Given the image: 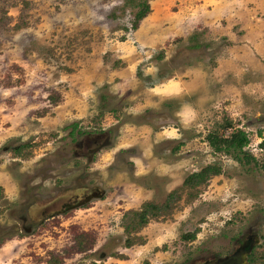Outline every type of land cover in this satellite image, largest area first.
I'll return each mask as SVG.
<instances>
[{
  "label": "rangeland",
  "instance_id": "374dc122",
  "mask_svg": "<svg viewBox=\"0 0 264 264\" xmlns=\"http://www.w3.org/2000/svg\"><path fill=\"white\" fill-rule=\"evenodd\" d=\"M133 2L0 0V264H45L47 251L71 243V225L91 231L93 241L62 264H176L254 228V252L264 254V55H254L257 65L232 58L238 70L214 84H224L222 94L217 88L202 103L194 94L151 101L145 87L188 78L195 68L207 72L226 41L206 35L205 50L190 47L189 38L135 45L142 57L120 62L132 46L133 30L124 27ZM256 43L263 47L264 39ZM113 67L123 73L112 74ZM174 111L183 128L169 121ZM224 119L244 131L243 150L253 160L212 151L205 135ZM172 127L180 129L173 145L153 134L142 145L151 129ZM128 141L138 144L114 148ZM211 163L219 174L192 199L179 192L169 216L149 221L135 233L138 243L123 246V211L163 201L188 173ZM128 183L146 194L127 199ZM86 188L103 194L57 216L30 215Z\"/></svg>",
  "mask_w": 264,
  "mask_h": 264
},
{
  "label": "crops",
  "instance_id": "0c3cea01",
  "mask_svg": "<svg viewBox=\"0 0 264 264\" xmlns=\"http://www.w3.org/2000/svg\"><path fill=\"white\" fill-rule=\"evenodd\" d=\"M148 6L149 11L139 20L137 28L131 34V41L126 42L132 46H126L123 54L125 57H121L122 61L120 60V62L125 61L129 64L128 60L135 62L142 57L139 52L135 51V45L151 49L174 38L184 41L194 35L191 38L192 44L197 45L192 47L205 50L209 49L211 45L208 43L209 41L201 39L206 35H209L212 40L222 38L226 41L224 47L216 51L218 54L213 59L215 64L207 72L202 68H195L191 69V76L188 78L176 77L168 83L145 87L144 92L148 94L151 101H180L194 94L201 98L200 102L202 103L209 97L214 98L213 90L217 88H221L220 94H222L224 84L219 85L220 87H215L214 84L222 82L224 75L238 70L233 65V59L257 65L254 55H264V46L258 47L256 43L257 39H264V0H148ZM111 71L112 74L123 73L120 67H113ZM146 104H148L146 108H151L148 106H152V104L147 101ZM172 116L168 117L169 121L173 122L171 118H177L179 126L183 128L184 121L179 119L176 111L172 112ZM114 121L116 122V120ZM177 130L180 129L175 127L165 129L163 131L167 132L168 137H161L160 132L164 133L163 131L154 132L151 129L145 135L148 136V139L145 137L141 141L142 145L146 146L149 139L154 137L153 135L159 138V141L156 142L169 140V144L173 145ZM135 144L138 143L128 141L123 145L113 147L127 148ZM165 150L163 151L166 152ZM128 185L127 199L131 198V194H142V196L146 194L142 191L144 188L131 185V183Z\"/></svg>",
  "mask_w": 264,
  "mask_h": 264
},
{
  "label": "trees",
  "instance_id": "16d2710c",
  "mask_svg": "<svg viewBox=\"0 0 264 264\" xmlns=\"http://www.w3.org/2000/svg\"><path fill=\"white\" fill-rule=\"evenodd\" d=\"M132 1H134L133 7L135 10L129 20L128 26L124 27V30L126 31L135 30L139 20L149 11L148 0ZM193 36L194 35H191L190 39L193 38ZM196 45L197 44H190V47ZM217 124V129L208 131L205 135V139L212 148V151L226 152L237 161H241L242 157H244L245 161L249 159L253 160V157L243 150V147L248 142L244 131L233 127L231 121L228 119H224ZM70 125L71 127H75V123H71ZM227 128H230V131L226 132ZM78 132L80 133L81 131ZM84 133L88 134L87 132ZM68 134L72 135V131ZM258 145L261 148H264V137H262ZM15 151H18V149ZM220 172L221 168L217 163L207 164L199 170L188 173L184 177L180 187H176L166 193L163 201L156 203L153 200H144L140 203L137 209H127L123 211L119 218V225L125 233L123 246L130 247L135 244V242L138 243L135 233L144 227L149 221L169 216L172 213V209L177 200L180 198L179 192L185 191L187 200L192 199L195 196L196 188L198 186L205 184L211 176L217 175ZM71 230V243L60 252L47 251V257L44 259L45 264H62L63 259L70 253L85 251L91 246L93 241L91 231L78 230L75 225H71ZM118 256L121 258V255ZM258 256L261 257L264 262V254Z\"/></svg>",
  "mask_w": 264,
  "mask_h": 264
},
{
  "label": "flooded vegetation",
  "instance_id": "af4514ba",
  "mask_svg": "<svg viewBox=\"0 0 264 264\" xmlns=\"http://www.w3.org/2000/svg\"><path fill=\"white\" fill-rule=\"evenodd\" d=\"M88 152L90 153L91 150H89ZM96 195L97 194H96L95 189L87 190L86 188L81 193V195H79V198H78L76 196V191H75V193L72 194L71 197L66 198L65 201L61 202L60 199H56L52 201V203L49 204L48 206L34 210V214L31 213L30 215H34L35 217H38L41 214V216H45V218H48L54 215L57 216L62 213L68 212L71 209H76L75 207L76 204H80V203L84 204L86 202H89L91 199L96 197ZM31 224L32 225L36 224V222L34 221V218ZM22 228L27 229V231L28 230L30 231L32 226L29 225L28 228L26 227H22ZM255 235H257L256 228L247 229L242 234H240L237 238L232 240L230 243L221 245V247L219 246L216 249H212L211 247L200 246L198 248V252L196 253L194 257L185 258L176 264H263V262H261V260L259 259L258 255L254 252V248L256 247L258 243L252 244L250 246L249 250L246 252L244 256L243 261L235 262V261L225 260L227 256L233 255L237 250L244 249L246 245L248 244V242L252 241L254 237H256Z\"/></svg>",
  "mask_w": 264,
  "mask_h": 264
},
{
  "label": "water",
  "instance_id": "95a60500",
  "mask_svg": "<svg viewBox=\"0 0 264 264\" xmlns=\"http://www.w3.org/2000/svg\"><path fill=\"white\" fill-rule=\"evenodd\" d=\"M102 194H103V192H102ZM102 194L96 196L95 198H99V197H101ZM81 204H83V203L76 204L75 207H78V206H80ZM75 207H74V208H75ZM257 241H258V238L254 237V239H253L252 241H249V242H248V244L246 245V247H245L244 249H239V250H237L233 255H231V256H227L225 260H228V261H235V262L243 261V260H244V256H245L246 252L249 250L250 246H251L252 244H255ZM228 261H227V262H228Z\"/></svg>",
  "mask_w": 264,
  "mask_h": 264
}]
</instances>
